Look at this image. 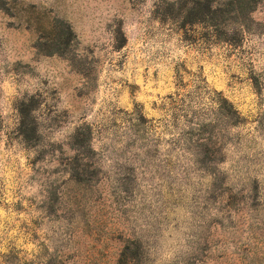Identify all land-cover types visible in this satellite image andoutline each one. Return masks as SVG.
<instances>
[{"label": "rangeland", "instance_id": "1", "mask_svg": "<svg viewBox=\"0 0 264 264\" xmlns=\"http://www.w3.org/2000/svg\"><path fill=\"white\" fill-rule=\"evenodd\" d=\"M197 1L0 0V264H264V0Z\"/></svg>", "mask_w": 264, "mask_h": 264}, {"label": "trees", "instance_id": "2", "mask_svg": "<svg viewBox=\"0 0 264 264\" xmlns=\"http://www.w3.org/2000/svg\"><path fill=\"white\" fill-rule=\"evenodd\" d=\"M259 0H227L225 6H229V10H222L218 0H208L206 4V11L201 8V2H195V7L189 9L188 17H184V24L189 26L206 24L212 30H219V27L224 26L228 21L242 24V11L253 9ZM197 5V6H196ZM224 5V4H223ZM249 11V10H248ZM236 16H229V15ZM229 17V18H228ZM186 20V21H185ZM227 42V40H222ZM233 108V106H231ZM75 139H80V131L77 130ZM120 264H129V260H120Z\"/></svg>", "mask_w": 264, "mask_h": 264}]
</instances>
